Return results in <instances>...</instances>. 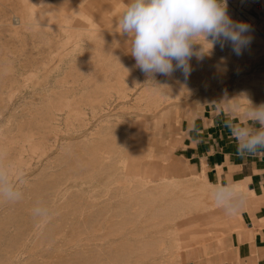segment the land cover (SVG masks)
Wrapping results in <instances>:
<instances>
[{"label": "rangeland", "instance_id": "rangeland-1", "mask_svg": "<svg viewBox=\"0 0 264 264\" xmlns=\"http://www.w3.org/2000/svg\"><path fill=\"white\" fill-rule=\"evenodd\" d=\"M125 2L0 0V168L24 194L0 201V264L232 257L251 193L212 199L195 178L207 169L179 148L184 122L251 123L247 99L264 103V0H228L230 17L250 26L241 55L217 44L190 59L187 76L152 81L116 32ZM37 204L46 220L32 215ZM213 233L208 256L176 257L180 242Z\"/></svg>", "mask_w": 264, "mask_h": 264}, {"label": "clouds", "instance_id": "clouds-1", "mask_svg": "<svg viewBox=\"0 0 264 264\" xmlns=\"http://www.w3.org/2000/svg\"><path fill=\"white\" fill-rule=\"evenodd\" d=\"M116 29L121 36H127V52L149 81L156 74L170 76L176 70L187 76L191 71L190 59L194 55L202 59L217 44L223 48L229 43L239 56L251 42L247 35L250 26L230 17L228 0H127ZM247 100L244 117L251 123H230L229 129L238 150L254 154L264 150V103L253 105ZM238 107L233 105L234 110ZM23 196L10 169L0 168V201L15 204ZM32 215L46 220L50 211L37 204Z\"/></svg>", "mask_w": 264, "mask_h": 264}, {"label": "crops", "instance_id": "crops-1", "mask_svg": "<svg viewBox=\"0 0 264 264\" xmlns=\"http://www.w3.org/2000/svg\"><path fill=\"white\" fill-rule=\"evenodd\" d=\"M210 122L208 126L205 119L183 123L181 156L195 161L198 169H207L206 175L202 172L195 178L203 182L212 199L223 201L224 194L246 192L247 187L251 193L231 235L232 257L218 264H264V150L241 153L229 124L217 117ZM213 240L219 236L206 244L204 252L198 249L191 262L208 256Z\"/></svg>", "mask_w": 264, "mask_h": 264}, {"label": "bare ground", "instance_id": "bare-ground-1", "mask_svg": "<svg viewBox=\"0 0 264 264\" xmlns=\"http://www.w3.org/2000/svg\"><path fill=\"white\" fill-rule=\"evenodd\" d=\"M20 24H21V20H15V22H13L14 26H17ZM229 77L230 76H228V75L224 76L222 79L219 80V83L224 84L223 82L225 80H227V78H229ZM259 102H260V100L255 101V103H257V104H260ZM231 191H234V190H231ZM222 224L226 225V223H222ZM217 236H218L217 233H213V234H210L208 236H202L199 238H191V239L180 242L176 246V257H178L179 254H183L185 256L186 260H191L193 257H195L196 251L198 249L204 252L206 244L211 239L216 238Z\"/></svg>", "mask_w": 264, "mask_h": 264}]
</instances>
